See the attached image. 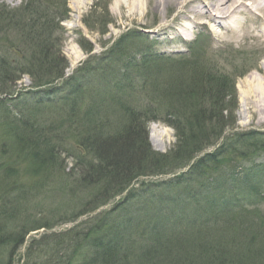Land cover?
Segmentation results:
<instances>
[{
  "label": "trees",
  "instance_id": "16d2710c",
  "mask_svg": "<svg viewBox=\"0 0 264 264\" xmlns=\"http://www.w3.org/2000/svg\"><path fill=\"white\" fill-rule=\"evenodd\" d=\"M91 10L83 23L105 34L110 21L102 15L92 25L90 17L101 13ZM70 13L68 0H21L17 7L0 0V264H19L22 247L23 264H264V216L235 203L241 196L230 183L250 185L235 173L239 165L227 166L253 159L264 141L256 131L225 137L237 124L232 75L195 43L192 56L177 62L152 50L133 53L130 41L142 34L130 29L96 55L98 63L86 61L65 77L60 43ZM78 43L94 50L84 36ZM24 76L31 85L17 90ZM151 121L175 129L169 152L151 145ZM64 152L72 158L68 172ZM156 175L173 177L143 179ZM48 185L63 195L68 189L61 222L84 214L91 220L45 232L26 246L29 231L55 225L52 211L37 216L33 203ZM173 186L185 195L153 197L128 215L130 203L132 209L151 194L147 189ZM112 201L111 209L92 215ZM242 215L247 223L238 221ZM37 250L51 256L40 261Z\"/></svg>",
  "mask_w": 264,
  "mask_h": 264
},
{
  "label": "rangeland",
  "instance_id": "374dc122",
  "mask_svg": "<svg viewBox=\"0 0 264 264\" xmlns=\"http://www.w3.org/2000/svg\"><path fill=\"white\" fill-rule=\"evenodd\" d=\"M2 1L11 7H17L21 4V0ZM68 4L71 13L70 19L66 22H71L74 25L71 28L65 26V38H63L64 41L60 44L68 60L70 74L79 67H82L86 61H97L98 63V59L95 60L97 58L96 55H101L106 49L104 43L109 41V43L112 44L116 38L120 37L123 31L130 28L136 29L145 36V38L130 41L133 53L139 54L143 50H149L150 52L152 50L156 53H164L163 55L165 58H172L177 62L182 53L189 51V55L187 56H192V44L194 46L195 43V45L200 48L204 47L207 52L208 61L212 62V64L218 63L223 65L222 70H226L227 73L232 75L235 83L236 95L233 97L230 107L231 111L234 112L233 116L236 117L237 124L235 128L226 131L225 137L233 136V138L237 137V139L240 140L243 132L256 131L259 133V136H256L257 140L264 141V111L260 110L262 108L261 106H264V100L258 99L256 96L247 93L251 83L250 78H252L253 75L260 77L264 75V40H260L253 36H242L238 39L230 38L223 30L221 31L214 23H211V21L206 18V22L193 28L191 30V37L186 39L178 31L188 26L184 22L183 17V11L185 10L184 4L174 5L170 7L168 11H154L152 6L145 0H142V4H139L136 0H68ZM94 6L98 9V13L101 14L90 17L94 18L92 25H94L95 20L99 22L102 15H104L103 18L107 22L110 21L106 27L107 32L105 34L101 33V28L99 30L88 29L82 21V18L89 14L90 9L92 7L94 8ZM243 18L245 19L246 17L243 16ZM81 36H84L86 41H90L94 45V50L91 53H87L79 45L78 39L81 38ZM193 40L195 41L190 46L185 43V41L190 42ZM76 53L80 55V57L76 55ZM73 62H75L74 68H71ZM30 81L28 76H24L23 79L17 83L16 89L21 90L29 87ZM59 96L62 95H58V97ZM58 105L64 107V103L61 101ZM30 108L35 109L34 105ZM45 113L46 112H43V114ZM4 114H6V110ZM14 116H19L18 110L14 111ZM147 126L149 140L155 150L164 153L169 152L174 147L177 141L176 131L169 123L151 121ZM158 133L162 136L160 137L161 140H156L155 138ZM230 139H232V137H230ZM59 142H66V139L59 140ZM239 143L241 144V142ZM62 160H65L64 164L67 166L66 172H68L71 167L72 158L68 157L67 153L64 152L61 155V161ZM235 165H239L235 168V170H238V172L235 171V173L238 176H244L246 184H249L251 187L245 185L239 179H235L236 181L231 182L230 186L234 187L236 192L241 196L238 197L239 200H235V203L239 204V207H244L242 204L249 205L246 207L248 210L257 211L254 217L264 216V150L257 153L253 159H242L239 163L233 162V165L227 162V166L230 169H232L231 166ZM171 177H173V175H156L144 176L143 179L152 182H161L169 180ZM59 182L60 180L56 181V183ZM48 187L46 191L44 190L43 193L33 198L35 206L41 209L39 212H35V214L39 216L52 211L50 220L55 225L48 231H45L43 228L40 229V231L31 232L28 241L24 244L26 246L30 245L34 239H39L45 232H61L91 220L89 216L84 214L71 222H61V217L64 216L65 211L61 212L59 208L61 202H68V198H70L68 189L67 193L63 195L58 185H48ZM155 189L158 191L147 189L151 194L135 201V206L132 207V209L130 203V213L128 215L131 216L137 209H146L147 203L152 204L156 202V199L153 197L160 198L162 196H167L170 198H178L186 193L180 186L165 187L162 190L160 187H155ZM224 190L225 191L220 193L226 196L229 190L226 188H224ZM115 201L110 202L105 207L98 208L92 215L111 209ZM137 202H139L138 205ZM67 207L68 205H66V208ZM79 210L80 208H75L76 212ZM126 212L128 211H122L121 215H126ZM238 221L247 223L245 222L247 221V216L242 215L241 219ZM25 251V247H22L19 252V254H22V259L19 264L24 263ZM31 252L33 251H30V253ZM34 254L35 258L39 256L40 261H46L51 256L50 254L44 253H39L38 255V250ZM30 263H33V259H30Z\"/></svg>",
  "mask_w": 264,
  "mask_h": 264
},
{
  "label": "bare ground",
  "instance_id": "6f19581e",
  "mask_svg": "<svg viewBox=\"0 0 264 264\" xmlns=\"http://www.w3.org/2000/svg\"><path fill=\"white\" fill-rule=\"evenodd\" d=\"M142 4V0H136ZM152 6L154 11L166 10L174 5H185L184 22L187 27L178 30L186 39L191 37V30L206 19L214 23L221 31L223 30L230 38L238 39L242 36H253L264 40V0H145ZM246 17L245 19L243 18ZM78 18V17H77ZM66 22V21H65ZM65 25L71 28L74 24L66 22ZM76 55H78L76 53ZM80 57V55H78ZM74 63L71 68H74ZM247 93L264 100V75L262 77L253 75ZM250 82V81H249ZM264 102V101H263ZM264 104V103H263ZM264 111V106H261ZM159 133L156 140H161ZM43 229V228H42ZM40 229H32L26 236L25 244L31 232ZM39 233V232H38Z\"/></svg>",
  "mask_w": 264,
  "mask_h": 264
}]
</instances>
